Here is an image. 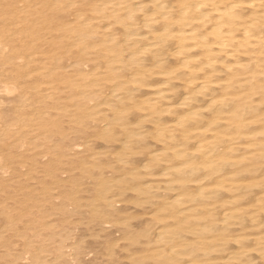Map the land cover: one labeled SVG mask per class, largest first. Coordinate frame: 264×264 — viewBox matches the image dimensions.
Segmentation results:
<instances>
[{
	"label": "bare ground",
	"instance_id": "obj_1",
	"mask_svg": "<svg viewBox=\"0 0 264 264\" xmlns=\"http://www.w3.org/2000/svg\"><path fill=\"white\" fill-rule=\"evenodd\" d=\"M69 241L264 264V0H0V264Z\"/></svg>",
	"mask_w": 264,
	"mask_h": 264
},
{
	"label": "rangeland",
	"instance_id": "obj_2",
	"mask_svg": "<svg viewBox=\"0 0 264 264\" xmlns=\"http://www.w3.org/2000/svg\"><path fill=\"white\" fill-rule=\"evenodd\" d=\"M15 4H16V3H15ZM16 5H17V4H16ZM18 6H20L21 8L18 9ZM18 6H17V9L20 10V11L22 12V11L24 10V8L22 9V7H24V5H23V4H20V5H18ZM44 158H45V160H46V157H44ZM45 160L42 159V161H45ZM21 168H22V167H21ZM22 170H23V168H22ZM11 177H12V176H11ZM27 178H28V177H27ZM16 180H17V179H16ZM27 180H28V182H30V185H32V186H33V185H36V187L38 186V180H37V179H35V178H34V179L28 178ZM29 180H33L32 183H31V181H29ZM34 182H35V183H34ZM28 184H29V183H28ZM7 190H8V189H7ZM7 192H8V193H12L11 190H10V191L8 190ZM2 200H3V198H2ZM3 203H4V202H3ZM66 208H71V209H72V205H71V207H70V205H69V206H67ZM73 217H74V218H72V216L70 217V219L72 218L70 223H69V221H70L69 219H66V220H65V221H68V223H66V222L64 223L65 227H66V226H69V225H67V224H72V225H73V224H78V223H79L80 225L82 224V223H80V221L77 222L78 219H79L78 217H77V218H76V216H73ZM76 220H77V221H76ZM72 221H74V223H73ZM80 225H76V226H80ZM82 225L84 226L85 224H82ZM92 225H93V224L87 226V228H85V227H86V226H85V227H84L85 229L82 228V227H80L82 231H84V230L86 231V232H85V231H84V232L81 231V235H83V233H85V234L87 235V234H88L87 232H89L88 228H92ZM90 226H91V227H90ZM94 227H95V229H96V231H97L98 228H96L95 225H94ZM103 227H104V228L106 227V230H108V228L110 227V225H109V227H108V225H103ZM107 227H108V228H107ZM111 228H112V227H111ZM111 228H109L108 231H113V232H114V236H116V235L119 236V235H118V232L116 231V229L114 230V228H112V229H111ZM59 230H60V229H58V230L55 229L54 231H55V232H59ZM108 231H107V232H108ZM107 232H105V233H103V234H100V233H102V232H99V233H97V235H96L95 237L100 238L101 236H104ZM116 232H117V233H116ZM85 234H84L83 236H86ZM88 235H89V234H88ZM98 235H99V236H98ZM34 238H35V237H34ZM34 238H33V237L30 238L31 241H32ZM41 239H43V238H39L40 241H41ZM14 240H15L14 243H15L16 246H15V245H14L15 247L12 246V249H13V247H14V249H13L14 252L18 253L19 250L21 249V246H22V245L20 246V245H19L20 243H18V241L20 242V240H18V239H17V240L14 239ZM100 240H101V239H100ZM100 240H99V239H98V240H95V242H93V240H92V242H93V243H97V245H98V243H100ZM31 241H30L31 244H29L31 250H33V248L35 247V248H38L37 250L39 251V250L41 249V247H42L41 245H42V244H43V245L46 244L47 248H48V249L51 248V250L53 251V246H52L53 244H52L51 241H47V243H49L50 246L47 245V243L44 244V243L39 242L38 239L36 240V238H35V241L33 240L34 242H31ZM42 241H43V240H42ZM37 242H38L39 246L37 245ZM43 242H46V240L44 239ZM69 242H70L71 244H70ZM69 242H67V243L64 242L65 244H63V246L66 245V244H67V245L69 244V245L71 246V245H72V241H69ZM73 242L75 243L76 241H73ZM14 243H13V244H14ZM32 243H33V245H32ZM35 243H36V244H35ZM74 243H73L72 246L75 245ZM34 244H35V246H34ZM31 245H32V246H31ZM67 245H66V246H67ZM69 245L67 246L68 249L71 248ZM18 246H20V248H18ZM22 248L25 250L24 245L22 246ZM65 248H66V247L64 246L62 249H65ZM73 248H74V247H72V249H73ZM90 248H91V249H90ZM16 249H18V250H16ZM23 249L20 250L19 254H21V255L23 256V253H24V256H23V257H25V256H26V255H25L26 250H25V252H24ZM86 249H87V250H86ZM86 249H85L86 252H83L84 249H83V250H80L79 252H78V251H75V250H73V252H72L71 249L67 250V248H66V249H65V252L68 253V255L71 254V256L74 255L75 253H77V254H76L77 256H75V255H74V257L72 256L73 259H74V261H75V260H78V259L80 260L81 254H84V255L87 254V256H88L90 252H94L93 260H91V264H94V263H95V264H104V263L107 264V260H106L107 258H106V256H105V255H103V256L101 255L103 252H100V253L98 252V251H100V249L97 248V249H94V250H93V248H92V247H89V246H88ZM15 250H16V251H15ZM34 250H35V249H34ZM90 250H93V251H90ZM21 251H23V252H21ZM52 251H51V252H52ZM63 251H64V250H63ZM63 251H62V252H63ZM67 251H71V253H69V252H67ZM74 251H75V253H74ZM65 252H63V254L66 255V257H65L66 260L71 261V258H68V257H67V254H66ZM80 252H81V253H80ZM95 252L97 253L96 256H95ZM78 253H80V257L78 256ZM44 254H47V253H43V255H44ZM103 254H104V253H103ZM55 255H56V254H55ZM55 255H53L54 258H55ZM99 255H101V256H99ZM116 255H118V254H115V255L113 256L114 260L117 261L118 259H120V261H119V260L117 261L118 264H120V263L123 264V262L121 261V256L118 255V257H117ZM47 256H49V255L47 254ZM47 256L44 255L43 257H47ZM71 256L69 255V257H71ZM82 256H83V255H82ZM97 256H98V257H97ZM41 257H42V256H41ZM50 257H51V256H50ZM76 257H77V258H76ZM51 258H52V257H51ZM54 258H52V259H54ZM67 258H68V259H67ZM95 258H96L97 260H98L99 258H101V259H102V258H103V259L106 258V259H105V260H101V259H99V260L97 261ZM115 258H117V259H115ZM73 259H72V260H73ZM26 261H27V260H24V261H21L20 263H21V264H23V263L28 264L29 261H27V262H26ZM101 261H102V262H101ZM103 261H105V262L103 263ZM72 262H73V261H72ZM96 262H100V263H96ZM3 263H5V261H3ZM3 263H1V264H3Z\"/></svg>",
	"mask_w": 264,
	"mask_h": 264
}]
</instances>
